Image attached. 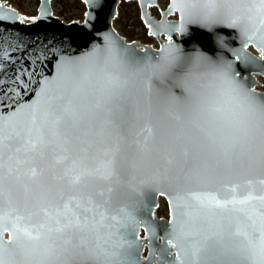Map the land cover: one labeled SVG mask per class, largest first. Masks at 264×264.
Returning <instances> with one entry per match:
<instances>
[{"label": "water", "instance_id": "95a60500", "mask_svg": "<svg viewBox=\"0 0 264 264\" xmlns=\"http://www.w3.org/2000/svg\"><path fill=\"white\" fill-rule=\"evenodd\" d=\"M52 1L40 0L29 19L0 0L4 264H107L112 253L121 264H251L245 257L264 243L258 142L245 167L223 173L201 166L185 179L184 153L191 159L206 150L184 120L180 87L153 77L138 79L120 102L56 98L71 76L66 58L85 57L80 67L95 83L100 68L114 71L122 58L156 63L169 55L207 57L264 97V12L234 5L225 23L209 25L189 0H169L160 13L151 9L159 0H136L158 41L146 44L114 24L122 0H82L84 19L55 14ZM209 79L225 84L219 73ZM161 197L168 216L157 214ZM213 197L244 202L217 209L208 203Z\"/></svg>", "mask_w": 264, "mask_h": 264}, {"label": "snow or ice", "instance_id": "6c2138e0", "mask_svg": "<svg viewBox=\"0 0 264 264\" xmlns=\"http://www.w3.org/2000/svg\"><path fill=\"white\" fill-rule=\"evenodd\" d=\"M193 10L197 11L206 24L225 23L229 10L234 5L251 3L264 12V0H189ZM235 24V21H231ZM85 57L72 60L65 59L71 65V76L57 101L68 99L69 102L84 99L87 95L97 97V104L120 102L127 99L136 81L153 77L161 84L169 81L173 87H180L185 101L184 120L191 127L199 144L206 154L189 159L185 152V179L193 178V169L198 167L212 168L227 173L235 168H243L249 163L251 145L259 143L264 153V97L243 89L227 71H221L207 57L169 55L156 63L134 57L122 58L116 70L100 68L96 82L89 80L88 74L80 67ZM230 67V66H228ZM219 75L225 84L217 87L209 77ZM51 83V82H49ZM87 87L88 92L85 93ZM131 162L130 166H134ZM114 169L111 162L107 175ZM235 191V189H232ZM251 198V197H249ZM243 203L230 200H219L213 197L208 203L217 209L228 204ZM39 239V237H36ZM107 264H121L118 253L105 256ZM251 264H264V243L258 250L254 249L250 257ZM0 264L4 260L0 258Z\"/></svg>", "mask_w": 264, "mask_h": 264}, {"label": "rangeland", "instance_id": "374dc122", "mask_svg": "<svg viewBox=\"0 0 264 264\" xmlns=\"http://www.w3.org/2000/svg\"><path fill=\"white\" fill-rule=\"evenodd\" d=\"M6 2L7 5L13 3L17 7H19V4H21L23 6L22 11L24 15L29 19L38 11V7L40 4V0H6ZM126 2H127L126 11L129 14L128 21L131 23L134 21V18L136 17L138 12L140 13L139 4L136 0L126 1ZM52 3L55 9L54 11L55 14L66 15V16L82 18V19H84L85 17L86 4L82 0H53ZM168 4H169V0H159V5L157 7H152L151 9L155 12L160 13L161 10H164ZM119 11H122L121 6L119 7ZM114 24L118 27L119 33L122 34L120 26L116 22V20ZM133 27L136 38H143L145 32L148 31L146 26L144 28L140 24L133 25ZM150 38L151 39L148 41H145L143 39V43L158 44V41L154 37L150 36ZM258 76L262 79L259 81L261 84L258 86V89H264V77L261 75ZM157 214L164 216H168L169 214L168 204L164 197L160 198V204L157 210Z\"/></svg>", "mask_w": 264, "mask_h": 264}, {"label": "trees", "instance_id": "16d2710c", "mask_svg": "<svg viewBox=\"0 0 264 264\" xmlns=\"http://www.w3.org/2000/svg\"><path fill=\"white\" fill-rule=\"evenodd\" d=\"M120 6L122 8V11H119V15L116 18V22L120 26L122 35L125 36L128 40H133L136 38L133 25L140 24L145 28L144 22L142 21L141 15L138 12L136 17L134 18V21L130 23L128 21L129 14L126 11L127 10V2L125 0H122ZM22 9H23V6L21 4H19L18 10L22 11ZM143 39L145 41H148L151 39L150 36L148 35V31L145 32Z\"/></svg>", "mask_w": 264, "mask_h": 264}]
</instances>
